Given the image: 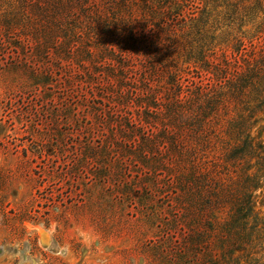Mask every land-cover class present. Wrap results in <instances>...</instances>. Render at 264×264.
<instances>
[{
  "label": "rangeland",
  "instance_id": "obj_1",
  "mask_svg": "<svg viewBox=\"0 0 264 264\" xmlns=\"http://www.w3.org/2000/svg\"><path fill=\"white\" fill-rule=\"evenodd\" d=\"M234 1H180L183 14L175 18L174 4L152 0L154 8L162 6L152 19L155 31L162 21L173 26L175 45L167 42L165 28L159 31L169 56L155 73L144 68L145 59H132L128 92L111 56L94 46L92 57L85 51L93 33L107 29L95 11L73 10L61 18L65 29L82 36L73 45L54 30L47 13L52 0H0V264H209L188 248L193 216L184 210L186 202L171 192L162 199L159 171L140 157L137 137L134 142L123 130L126 118L136 117L141 73L158 91L168 88L177 69L179 82L193 88L211 76L203 60L232 69L264 54L263 14L234 12ZM130 9L138 18L149 11L140 0ZM54 35L59 40L46 43ZM109 43L117 50L115 38ZM236 112L231 104L218 118ZM257 117L250 134L259 132L264 143V112ZM223 119L209 160L233 146ZM226 165L218 177H238L245 163ZM253 196L259 225L228 264H264V174ZM43 235L52 248L42 247Z\"/></svg>",
  "mask_w": 264,
  "mask_h": 264
},
{
  "label": "trees",
  "instance_id": "obj_2",
  "mask_svg": "<svg viewBox=\"0 0 264 264\" xmlns=\"http://www.w3.org/2000/svg\"><path fill=\"white\" fill-rule=\"evenodd\" d=\"M135 1L113 0L107 6L106 0H52L47 13L51 23L56 24L54 30L62 33L63 38L67 37L66 42L70 39L75 45L81 34L74 27L66 25L65 29L61 18L69 17L73 10L95 11L96 18L105 22L107 29L101 35L96 30L85 51L88 57H92L94 51L91 48L94 46L111 56L121 72L119 84L127 87L128 83H133L129 82L132 77L129 73L134 70L130 62L132 59L140 62L145 59L144 68L155 73L164 58L169 56L159 31L164 32L165 28L167 42L171 48L175 45L173 26L164 27L167 23L162 21L157 26V33L155 31L152 19L162 6L156 9L150 4L152 0H140L149 11L143 9L145 13L138 18L130 9V3ZM158 1L163 2V6L174 4L176 18L183 14L179 2L186 4L188 0ZM117 7L120 11L115 13ZM232 7L234 12L254 16L262 13L264 17V0H235ZM109 10L114 19L113 30L107 19ZM65 12L67 14L63 15ZM119 12L123 14L118 17ZM148 12L152 15H147ZM75 16L78 17L77 14ZM59 38L57 35L49 36L46 43H55ZM114 38L117 50L109 43ZM45 52L49 54L48 50ZM243 61V67L237 65L230 69L227 63L223 67L203 60V66L211 76L207 83L201 80L191 83L193 88L179 82L181 78L177 69L169 75L168 88L158 91L141 73L144 87L134 102L136 117H127V130H123L133 133L134 142L137 137L140 157L159 171L162 199L171 192L186 202L184 210L193 216L191 233L187 236L188 248L194 251V256L200 254L207 259L209 264H228L235 259L234 252L249 245L259 225L253 193L264 174V143L259 139V132L255 137L250 134V128L259 121L257 114L264 112V54L257 59L245 58ZM108 71V79L115 78L113 65H108ZM231 104L237 111L235 116L222 119L227 123L225 134L234 139L233 146L225 148L222 158L209 160L208 149L220 140L219 132L215 134L222 121L218 112L223 110L222 115L227 116ZM150 156L152 158L148 160ZM252 160H255L253 166L250 164ZM225 163L233 167L245 163V166L236 178L218 177L216 173H219L220 167L224 168ZM253 167L256 170L250 172ZM250 218L253 224H249Z\"/></svg>",
  "mask_w": 264,
  "mask_h": 264
},
{
  "label": "bare ground",
  "instance_id": "obj_3",
  "mask_svg": "<svg viewBox=\"0 0 264 264\" xmlns=\"http://www.w3.org/2000/svg\"><path fill=\"white\" fill-rule=\"evenodd\" d=\"M53 243H52V240L49 237L45 236V235L42 236V240L40 241V244L44 248H52L53 247Z\"/></svg>",
  "mask_w": 264,
  "mask_h": 264
}]
</instances>
